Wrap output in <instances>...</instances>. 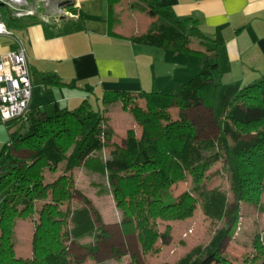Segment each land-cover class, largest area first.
<instances>
[{"label":"trees","instance_id":"1","mask_svg":"<svg viewBox=\"0 0 264 264\" xmlns=\"http://www.w3.org/2000/svg\"><path fill=\"white\" fill-rule=\"evenodd\" d=\"M120 1L108 0L110 27L113 8ZM69 8L75 10L74 5ZM145 10L156 21L146 34L130 39L174 53H196L204 59L202 70L172 93L133 95L116 91L104 96L103 103L121 101L125 110L130 102L145 103V108L138 103L130 108L142 135L138 137L129 130L124 144L113 143L105 160L98 153L112 142L115 133L108 125L107 109H98L94 118V105L88 97L75 109L62 108L51 98L44 107L31 108L27 116L5 122L10 137L4 152L9 150L12 157L0 166V264H78L71 246L83 248L94 259L100 245L109 242L111 234L102 215L75 185L73 171L81 166L105 176L122 213L121 230L125 236L137 234L143 253L155 251L158 241L164 245L172 242L170 228L166 233L159 232L158 219L184 221L200 204L206 218L222 223V227L207 245L195 247L177 264H236L224 248L241 218L242 203H252L264 214V74L246 85L216 81L218 65L210 53L217 52L218 43L204 37L202 44H210L206 51L190 46L198 30L197 21L177 18L161 0L150 2ZM4 13L6 20L15 21ZM58 20L63 21L56 18L45 22ZM45 81L52 86L73 87L56 75ZM199 105L213 112L219 128L215 138L199 140L198 131L188 119L186 111ZM172 108L180 111L177 121L168 114ZM218 162L224 163L232 199L226 192L206 187L207 174ZM61 165L62 175L45 184L46 172L56 171ZM189 178L191 190L174 197V186ZM107 193L100 189L98 195ZM75 197L83 205L64 209V202ZM40 202L43 205L38 209ZM36 214L33 255L18 257V220ZM86 239L90 241L80 246ZM253 242L264 264V239L258 233ZM112 253L118 250L113 248ZM130 264L140 263L133 258Z\"/></svg>","mask_w":264,"mask_h":264},{"label":"crops","instance_id":"2","mask_svg":"<svg viewBox=\"0 0 264 264\" xmlns=\"http://www.w3.org/2000/svg\"><path fill=\"white\" fill-rule=\"evenodd\" d=\"M131 1L123 3L124 7L118 11L125 14L132 6ZM161 3L179 19L197 21L198 30L190 44L193 50L204 49L201 43L204 37L218 43L217 52L210 54L218 65L216 81L246 85L264 74V0H161ZM73 5L72 17L59 18L62 22L46 23L36 17L30 23L23 19L13 22L3 17L13 35H0V56L15 50L17 42L24 46L33 85L31 108H42L38 103L42 96V102L54 98L60 107L68 109L78 107L88 97L97 109H107L115 104L102 102L109 93H172L204 66V59L196 53H174L132 41L130 38L146 32L155 21L140 13L142 9L130 10L127 23H121L120 19L115 27H110L108 0H76ZM5 9L0 14L3 16L5 12L8 17ZM53 75L73 87L52 86L45 81ZM77 169L73 171L74 180ZM244 213L248 220L249 210Z\"/></svg>","mask_w":264,"mask_h":264},{"label":"rangeland","instance_id":"3","mask_svg":"<svg viewBox=\"0 0 264 264\" xmlns=\"http://www.w3.org/2000/svg\"><path fill=\"white\" fill-rule=\"evenodd\" d=\"M153 1L154 0L131 1L132 6L130 7L129 5L124 14L123 11H118V9L123 6V3L128 4L129 0H121L120 3L113 8V27L116 26L120 19L121 23L122 21L127 23L129 19V11L133 9L137 12H140V9H142V12L140 13H143L146 17H150L148 10H143V7H148V4ZM41 10H43L42 13H44V11L48 9L41 7ZM72 11L73 10L71 9H67L68 13L72 14ZM40 17L46 19L49 15L46 14V16ZM154 19L156 21V18ZM32 20L34 19L30 17H25L23 19L25 23H30ZM151 25L146 32L150 30ZM146 32L140 34V36L146 34ZM202 45L204 48L202 51H206L207 47H210V44L208 43ZM37 93L38 91L35 90L36 100L38 99ZM41 97L42 96L38 99V103L42 104L41 107H43L47 101L42 102ZM114 103L115 104L112 103L113 105L110 104V108H107L106 116L109 119L108 125L113 129L115 135L112 142H109L107 147L99 153V158H101V160H105L110 156V152L113 150V143L123 144L125 142L129 130H134L138 137L142 135V127L135 121L133 114L130 112V108L136 103L142 108H145L144 101L139 100L135 104L133 102L131 104L130 102L126 110L121 101ZM118 104H120L121 107ZM75 108L76 107H73V109ZM97 112L98 109L94 104V118L97 116ZM168 114L172 120L177 121L179 119L180 111L177 108H172L168 111ZM186 114L189 121L198 131L199 140L212 139L219 134V128L211 109L206 108L203 105L193 106L186 111ZM127 128L129 129L125 131ZM9 137L10 131L8 130L7 125L0 121V166L4 160L12 157V153L9 150L4 152ZM62 172L63 165L59 166L56 171H47L44 176L45 184L55 182L62 175ZM75 176V185L88 198H90L94 208L103 216V219L106 222V230L111 234L109 242H103L100 245V250L94 255V259H90L86 250L83 248L78 247L77 245L71 246L70 252L75 257V262L78 264H130L133 258H136L140 264H177L180 259L185 257L195 247L207 245L211 241L215 231L222 227V223H214L207 219L199 204L196 206L192 217L184 221H167L158 219L159 232L166 233L167 229L170 228L172 242L170 245H164L161 241H158L155 244V251L145 254L141 250L137 234L129 236L123 234L120 227L122 213L116 207L105 176L98 172H87L84 166H81L80 170H76ZM207 177L208 179L205 180V184L209 191L215 189L221 190L226 192L229 198L232 199L231 184L227 172L224 169L223 162L214 164L212 169L208 172ZM192 187L193 183L191 178H189L187 182H182L177 186H174V197H179L183 193L191 190ZM100 189L108 191V193L99 196L98 192ZM81 201L82 200L79 197H75L72 201L64 202L63 208L66 209L69 205L72 207H78L83 204ZM261 204L264 205V192L261 196ZM42 205L43 202L38 203L37 208H41ZM242 206V216L238 224L234 227L232 238L226 242L224 252L235 259L236 264H261L262 257L259 256V251L253 246V238L259 233L260 237L264 239V214L259 211L258 206L252 203L244 202L242 203ZM246 210H249L248 220L244 213ZM37 220V214L33 217L18 220L15 244L16 256L23 258L32 257L33 238ZM89 241V239L84 240L81 242L80 246ZM113 248L117 249L118 253L113 254Z\"/></svg>","mask_w":264,"mask_h":264},{"label":"built area","instance_id":"4","mask_svg":"<svg viewBox=\"0 0 264 264\" xmlns=\"http://www.w3.org/2000/svg\"><path fill=\"white\" fill-rule=\"evenodd\" d=\"M76 0H0L13 20L32 17L49 21L56 18H71L67 12ZM41 7L47 8L44 13ZM5 9V10H6ZM49 15L48 18L40 16ZM0 35L13 34L0 14ZM17 48L0 56V120L8 122L29 114L33 98L31 72L24 46L17 42Z\"/></svg>","mask_w":264,"mask_h":264},{"label":"clouds","instance_id":"5","mask_svg":"<svg viewBox=\"0 0 264 264\" xmlns=\"http://www.w3.org/2000/svg\"><path fill=\"white\" fill-rule=\"evenodd\" d=\"M59 19V18H58ZM63 19V18H62Z\"/></svg>","mask_w":264,"mask_h":264}]
</instances>
